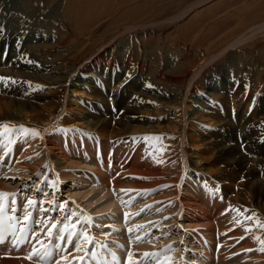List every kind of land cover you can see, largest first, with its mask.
I'll return each instance as SVG.
<instances>
[{
	"label": "rangeland",
	"instance_id": "obj_1",
	"mask_svg": "<svg viewBox=\"0 0 264 264\" xmlns=\"http://www.w3.org/2000/svg\"><path fill=\"white\" fill-rule=\"evenodd\" d=\"M5 1L2 0V4L0 2V20L3 19L0 21V27L6 28L4 30H6L7 42L10 44L18 36L26 38V36L31 37V34L40 35V37L35 36L38 40H31V44L25 43L26 48L22 43L21 52L14 56L10 67L14 71L20 72L21 66H29L30 71L36 75L30 77L25 75V78H18L6 74L7 76L1 77L10 79H0V97L24 101L38 94L39 96L33 102L35 106L42 109L43 105H57L58 118H60L67 115V111L63 109L65 102L71 103L75 100L74 103L78 105L88 106L90 103H105L99 100L107 95L105 97H109L107 103H117L115 95L120 93L125 83L133 78L132 90L135 92L132 98L128 97L125 102L129 100V103H141L143 106L134 109L135 111L130 110L125 113L130 120H146L150 116H161L160 121H165L174 127V124H178L176 120L181 119L183 106L186 105L197 118H200L198 119L201 120L200 124L202 123L201 137L210 143L206 145L207 147H202L204 152L199 155L194 153V150L190 148V141L187 140L185 171L188 173V178L196 181L203 192L209 193V189L213 190L216 195L218 193L223 195L222 197L226 199L227 203L222 213L223 217L214 222L215 230L211 232V236L215 237L213 243L217 246L210 254L211 258H215L210 264H217L216 260H223L225 264H241L245 261L241 256L247 253L246 247L252 246V244L255 253L260 254L261 259L264 258V251H261L264 244L260 243V241H264V191L259 189L260 183H264V29L253 34L254 36L251 35L252 31L264 22V0H20L22 4H26L23 12H12L11 3H20L19 0H8L9 5ZM50 13L52 16H48ZM20 22L21 25H25V28L20 26ZM241 36L248 38L232 47L231 43ZM38 44H42L43 48L38 47ZM51 45L53 48L50 47ZM212 56H215L214 59L206 63ZM185 57L187 60L184 63ZM101 65L114 70H109L108 75L116 76L120 72L130 73V78H126L117 85L109 84L110 90L107 89L108 85L106 84H95L89 81L91 87L82 93L78 91L79 94L77 91H71L70 85L72 84L69 82L63 81L62 85L52 89L47 86V82L54 76L69 75L75 79L78 75L81 80L84 77V75L81 77V71L90 70L89 72L93 73L94 67L100 68ZM259 68L263 70L260 71ZM164 71H167L169 75L164 74ZM257 73L259 76H256ZM181 78L182 80H179ZM45 91H49V93ZM204 91H209V97L203 93ZM99 95L100 97H98ZM166 104L168 105L165 106ZM109 109V113L114 114L115 111H117V115L121 113L115 106ZM60 110L62 111L60 112ZM101 116L106 117V121L111 118L110 114H106V112ZM48 121L46 119L39 120V122L27 120L26 129L32 132L38 130V134L42 133ZM214 121L218 123H212ZM240 123H242L241 126ZM109 125L116 126V130L120 127L117 122L112 121ZM197 125L200 128V125ZM0 128L6 130V136H11L13 131L20 130L21 125L14 123ZM111 129L109 128V132ZM56 131L60 133L58 129ZM172 133L175 135L176 131ZM149 136L141 139L139 137L125 138L122 135H118V137L107 135L104 139L109 137L106 147L112 150L127 148L130 145L139 147L141 143L145 144L148 153L167 159L164 170L172 178L182 164L179 147L172 145L173 142L167 140V137L163 139L165 146L164 142L160 143L156 136ZM96 137L103 143L102 135L91 136L92 139ZM116 140L119 141V144L110 147ZM67 141L70 149L73 143ZM152 149L154 150L152 151ZM175 149L178 153L174 152ZM175 157L179 158L176 161L180 162L177 163ZM0 161H4L3 156ZM194 161L197 162V166L196 164L191 167L187 166L188 163ZM85 163L90 164L89 159H85ZM85 163L81 167L87 168L88 165ZM2 166H8V164L2 163ZM2 166L0 180L5 181L3 183L5 186L12 189L23 183L21 187L23 195L31 193L37 181L35 177L30 176L26 181L22 176V171L9 167V172ZM198 166L206 167H204L205 171L202 170L205 177H202L201 180L197 177L196 167ZM72 167H76V165ZM172 170L174 171L172 172ZM43 171L45 172V169ZM44 174L46 175L45 181L44 179L40 181L41 186L35 193H37L38 201H41L46 209L39 208V211L43 212L42 215L46 214L45 216L70 220L67 228L63 226L62 220L58 222V226L62 225L61 228L67 229L69 233L75 232L79 235L80 240H84L86 235L91 238V241L102 243V241L109 242L112 236L118 235V238H122V241L131 248L129 260L134 262L136 258L134 264H138L142 259L153 264V261L159 259L163 253H170L171 256L163 259L160 264H187V260L191 262L194 260V264H204V259L199 258L198 252L201 253V250L189 247V245L195 246V244H192L190 236L183 232L189 225H187V221L182 222L178 214L180 207L179 209L176 207L179 211L176 209L174 211L171 208L178 202L171 200L169 192H173V190L170 185L150 192L153 196L159 194L157 198L166 200V206L160 209L147 202L146 194L142 195L143 193L140 194V192L133 191L132 194H129L122 190L111 189L105 199L106 195H102L101 189L97 187V182L81 184L66 180L64 183L60 182L59 187L56 188L57 182L51 171H46ZM125 179H127L123 182L125 187L130 186L134 181L133 177L128 175ZM29 186L31 190H27ZM149 187L151 186L147 188ZM17 192L20 194L18 190ZM100 194L103 198L100 197ZM42 197L48 199L49 202H44ZM53 198L57 199L59 203L53 202ZM64 202L69 208L63 206ZM51 203H54L57 209L55 207L48 208ZM144 204H148V209L141 211ZM38 207H40L39 204ZM104 208L105 210H103ZM73 212L80 216L77 217ZM87 213L91 214L92 220ZM117 214L128 219L124 225H117L124 228L123 232L116 228L117 226H106ZM34 215L38 216L37 210ZM69 215L76 216L75 218L80 223L78 227L75 218L73 219ZM35 216L33 220L37 218ZM43 218L42 216L41 219L44 220ZM244 219H248V221L246 222ZM138 220H142V222L138 223ZM234 220H238L237 223ZM97 222H104L103 232L100 231L102 229ZM153 223L154 225H152ZM41 224L35 223V228L42 227ZM84 225H86L85 229H83ZM150 228L151 234L149 233ZM65 229L63 230L64 234H66ZM91 232L101 234L104 240ZM131 236L132 239H126ZM109 237L110 239H107ZM188 238L190 239L188 240ZM217 247L221 248L220 252L217 251ZM252 247L249 249L253 250ZM124 248L127 249L125 246ZM82 249L80 245V251L77 252L74 260L62 264H75V258H78ZM182 249L186 257L185 262ZM146 253L149 255H145ZM220 253L223 254V257H219ZM191 256L193 259H190ZM248 257L247 259H251V255Z\"/></svg>",
	"mask_w": 264,
	"mask_h": 264
},
{
	"label": "bare ground",
	"instance_id": "obj_2",
	"mask_svg": "<svg viewBox=\"0 0 264 264\" xmlns=\"http://www.w3.org/2000/svg\"><path fill=\"white\" fill-rule=\"evenodd\" d=\"M1 1L2 0H0V2ZM3 1H5V0H3ZM206 1H208V0H206ZM5 2L7 5H9V3H10L8 0H6ZM19 2H20V0H19ZM35 3H36V1H35ZM1 4H2V2H1ZM11 5L13 8L12 12H14V11H16V12L22 11L23 12L25 10V7H26L25 6L26 4H22L21 2L17 3V4L11 3ZM42 6H40V7H42ZM33 7H34V5H33ZM33 7H31V8H33ZM38 10H39V8H38ZM7 11H8V9H7ZM28 11H30V10H28ZM33 12H31V13H33ZM7 15H9V14H7ZM12 15H13V13H12ZM179 15H181V14H179ZM48 16H52L51 13H50V15L48 14ZM181 16H183V15H181ZM1 20L3 21V19H1ZM18 21H19V19H18ZM27 21H28V19H27ZM40 22H42V21H40ZM21 24L22 23L20 22V26H23L25 28V25H21ZM47 24H49V23H47ZM10 25H11V23H10ZM38 27H39V25H38ZM4 29H6V28H4ZM4 29H2V27H0V78L7 76V75L15 76L18 78H25V75H26V77L27 76L30 77L31 75H36V73H33L30 71L31 69L29 66H25V65L21 66L22 70L20 72L14 71L10 67L13 63L14 56L21 52V47H22L21 44L24 43V48H26L25 43L31 44V40H33V39L38 40V38H36L35 36L40 37V35H32L31 34L30 35L31 37L26 36V38L25 37L21 38L20 36H18V37L15 36L16 38H14L11 41V43L9 44L7 42V38L5 37L6 36V30H4ZM263 29H264V22L261 23L260 25H258L252 31L251 35L256 34V32H258V31L260 32V30H263ZM12 32H13V29H12ZM41 38H44V37H41ZM194 38H196V37H194ZM247 38L246 37L244 38L241 36V37L237 38L233 43H231V46L234 47L237 44L241 43L242 41H245V39H247ZM36 43H38V42H36ZM38 45H39L38 47H42V44H38ZM50 47H52V45ZM29 48H31V47H29ZM47 49H48V47H47ZM176 50H178V49H176ZM176 50H173V51L175 52ZM181 56H182V54H181ZM214 57L215 56H212V57L208 58V60L206 59L207 60L206 63L211 62L214 59ZM72 58H73V56H72ZM179 58H180V56H179ZM185 58H186L185 61L183 60L184 63L187 60V57H185ZM182 59H184V57ZM245 59L247 61V58H245ZM71 60H70V62H72ZM68 61H69V59H68ZM246 61H245V63H246ZM169 62H171V61H169ZM178 66H181V65H178ZM182 66H183V64H182ZM194 67H196V66L194 65ZM94 68L95 69H94L93 73L89 72L90 70L89 71H81V73H80L81 77L83 75L85 77V78L84 77L81 78V80L79 79L78 75L76 76L75 79H72L69 75L64 76V77L58 76V75L54 76L53 78H50V80L47 82L48 83L47 86H48V88L52 89V88H55V87L62 85L63 81H65V83L69 82L70 84H72V85H70L71 86L70 89L72 92L73 91H75V92L81 91L80 93H82V91H85L87 88L91 87V84H89V81H92L95 84H98V83H101L103 85L106 84V85H108L107 89L110 90L111 86L122 83L126 78H130V73L120 72L116 76L108 75L107 72H109V70L110 71H114V70L111 69L110 67H106L105 65L104 66L101 65L100 68L97 66ZM183 68H184V66H183ZM260 68H259V70H260ZM54 70H55V67H54ZM191 70H193V69H191ZM261 70H263V69H261ZM139 71H140V69H139ZM150 71H152V70H150ZM258 73L256 74V76L258 75ZM164 74L169 75L167 71ZM185 76H186V74H185ZM42 77H43V75H42ZM132 79L129 82L125 83V85L123 86V89L120 91V93H117L115 95V96H117V98L115 99V101L117 103H107V101L109 100V97L105 98L107 95L105 97H101V99L99 100V101L105 102V103H90V104H88V106L87 105H84V106L78 105V104L74 103L75 100L73 102L71 101V103L65 102L63 109H65L67 111V113H66L67 115L62 116L60 118H58L59 110H58L57 105H53V104H48L46 106L43 105L44 107L42 106V109H38L35 106V103H33V102H34V100H36L37 96H39L38 94H35L32 96V98L27 99L28 101L27 100H24V101L17 100L15 98L12 99V98L0 97V127L1 126L6 127V126H10L14 123H17L18 125H21V128L25 127L24 129H26V121L27 120H30L32 122H39V120H42V119L49 120L45 124V128H44L43 132L39 133V134L37 133L38 130H36L35 132H32L31 130L27 129L28 132H25L24 129L21 130V128H20V130H18V131L17 130L13 131L11 133L12 134L11 136H6V130L4 128H0V159L3 156L4 161L7 162L13 168H15V170L22 171V176L25 177L26 181L30 176L32 178L35 177V179L37 181L35 182L36 184L34 186V189L31 191V193H34L33 196H36V198H37V193H35V192L41 186L40 181L44 179V177H45L44 173L46 171H51V174L54 175V179L57 182L56 188L59 187L60 182L64 183L66 180H69L72 182H78L81 184H85V183L93 184L94 182H97L98 183L97 187H99L101 189L102 195H106L105 199L107 197L109 190H111V189L116 190V191L123 190L129 194H132L133 191L137 192V193L140 192V194L143 193L142 195L146 194L145 196H146V198H148L147 202H150V204L152 203L153 206L159 207L160 209H162L166 206L165 205L166 200L163 198H157V196L159 194L153 196L150 192L156 191V189H158V188L160 189L161 187L170 185V188L173 190V192H169L170 196H171V200H173V202L174 201L178 202V204H176V206L173 204L175 206V208L173 207V205L171 208H172V210L175 211L176 207H178L177 209H179V207H180V212L178 214H179L180 218L182 219V222L187 221V225H189L183 230V232L186 233L187 236H189V235L191 236V239L193 240V241L191 240V243L195 244V246H191V247H193V248L196 247V248H199L201 250V253L198 252L200 254V256L199 255L198 256H199V258L204 259V264H210V262H213L215 260V258L210 257V254H211L212 250L217 246L213 243V241L215 240V237L211 236V234H212L211 232L215 230L214 222L220 220L223 217L222 213H223V210L226 207L227 203H226V199L224 197H222L223 195L221 196V194H219V193L216 195V193H214L213 190L209 189V191H208L209 193L203 192V190L199 187V184L196 181H194L192 178H188V173L185 171V167H186V163H187L186 162L187 160L185 159V154H186L185 153V146L187 145V140L190 141V145H191L190 148H192L194 150V153L199 154V155L202 152H204L202 147H204V146L208 145V143H210L207 140L205 141L203 139V137H201V133H200V132H202V129H201L202 123L200 124L201 120H199L200 118L198 117L199 118L198 119L197 116H195L193 114V112L190 111L188 109V107H186V105L183 106V111L181 113V119L179 118V120H176V121H178V124H176V125L174 124V127H172L171 125H169V123H166L165 121H160L159 119L161 116L160 117L150 116L146 120H130L129 116H126L125 113L127 111L134 110L136 108L137 109L142 108V106H143L141 103H129V100H128V102H125V101H127L128 97L132 98V96L134 95V92H135V91L133 92V90H132L133 89L132 82L134 83V81ZM257 79H258V77H257ZM45 80H46V78H45ZM179 80H182V78ZM167 82H169V81H167ZM204 82H206V81H204ZM157 83L159 84V82H157ZM109 84H111V86ZM224 85H226V84H224ZM159 86H161V85H159ZM227 87H229V86H227ZM161 89H163V88H161ZM205 91H206V89H205ZM205 91L203 93H205V95L209 97V95H210L209 91L208 92H205ZM45 92L49 93V91L48 92L45 91ZM54 92H56V91H54ZM78 94H79V92H78ZM148 94H150V93H148ZM95 97H97V96H95ZM98 97H100V95ZM147 97H149V96H147ZM178 97H179V95H178ZM166 99H167V97H166ZM183 99H185V98H183ZM97 100H98V98L96 99V101ZM133 100H134V98H133ZM151 100H153V99H151ZM42 102H44V101H42ZM262 103H263V101H262ZM167 105L168 104H166L165 106H167ZM113 106H115L116 109L119 112H121L119 115H117V111H115L114 114L109 113V110H110L109 108H111ZM171 110H172V108H171ZM61 111L62 110H60V112ZM105 112H106V114H110V116H111V118H109V120H108L109 122L106 121L107 120L106 117L104 118L103 116H101ZM173 112H174V109H173ZM166 116H168V115H166ZM111 121L117 122V124H119V126H120L119 129L116 130V126L112 127L111 125H109L111 123ZM215 122H217V121H214L212 123L215 124ZM69 124H71V125H69ZM197 124L200 125V128ZM241 124L242 123H240L239 125L241 126ZM109 128L110 129L112 128L110 130L111 132H109ZM57 129L60 131V133L56 131ZM175 131H176V133L174 135L172 132H175ZM92 134L94 136H96L97 134L102 135L103 136V138H102L103 143L97 137L92 139L91 138V136H93ZM107 135L109 137H113V136L118 137V135L119 136L122 135V137H125V138L126 137H129V138L130 137H139L141 139H143L149 135H154L158 138V141L160 143H163L164 142L163 139L165 137H167V140H170L173 142L172 145L179 147V150H180L179 154L181 156L180 158L182 159V164L180 165V167H178L179 168L178 171L173 174L175 176H173L171 178V175L168 174L167 172H165V170H164L165 166L167 165V159L166 158L158 157L156 155L154 156L153 153H148L147 149H145V144H143V143H141L139 145V147L135 146V145H130L127 148H117L114 150L108 149L106 146L109 143V140H107L109 137L107 139H104L105 137H107ZM173 135H174V138H173L174 140L172 139ZM244 138L247 139L245 136H244ZM67 140H69L70 143H73V146H71L70 149H69V143ZM217 143H219V142H217ZM203 144H205V145H203ZM213 144H214V142H213ZM164 145H165V142H164ZM149 146H151V145H149ZM37 147H39V148H37ZM146 147H148V146H146ZM224 147H222V148H224ZM153 148L156 149V147H154V146H153ZM153 150L154 149H152V151ZM148 151H149V149H148ZM155 151L158 152V150H155ZM176 151H177V149H175L174 152L178 153V151L177 152ZM205 153H207V152H205ZM170 154H169V156H170ZM70 155H72V156H70ZM176 157H178V156L176 155ZM176 157H175V161H176V159H179ZM211 158H210V160H211ZM221 158H223V157H221ZM85 159H89L90 164H86ZM171 159L173 160L174 156ZM46 160H47V162L45 163ZM207 160H206V162H207ZM178 161H176V162L178 163ZM196 161L193 162L194 165H193V163H188L187 166L191 167V166H195V164L197 166ZM202 162L205 163V161H202ZM261 162H262V160H261ZM84 163L86 165H88V166H86L87 168L81 167L84 165ZM74 165H76V167H72ZM109 166H111V169H109ZM204 167H200V166L196 167V170H198L197 177L200 180L202 179V177H205L204 172H202V170L205 171L206 167L205 168ZM235 167H236V165H235ZM42 168L45 169V172L43 171ZM222 169H224V168H222ZM233 169H235V168H233ZM211 170H213V169H211ZM218 170H220V169H218ZM173 171L174 170H172V172ZM16 173H18V172H16ZM208 173H210V172H208ZM126 175L133 177V179H134V181L131 183V185L127 186V187H125L123 185V182L127 180V179H125ZM190 177H192V176H190ZM254 179H256V178H254ZM3 183H5V181L2 182L0 180V193L12 194L11 197L4 196V197L0 198V199H2V201L5 205L4 210L8 211L10 221L13 222L16 219L18 222V227L20 229L24 225H28V221L25 222L23 219L24 216L30 215L29 221L32 224L33 217L35 216L34 212L36 211L35 207L26 206L27 204L24 203L25 198L23 197V195L18 194L16 188L11 189V188L5 186ZM148 186H151V187L147 188ZM259 186H260L259 189L264 191V183L261 182ZM26 194L28 196H31L28 193H26ZM109 195H111V194H109ZM100 197L103 198V196H101V194H100ZM98 198H99V196H98ZM12 200L15 201L14 204L12 203ZM37 200H38V198H37ZM98 201H99V199H98ZM37 202L40 206L39 207L40 209H42V210L46 209V207L44 206V204H42L41 201H37ZM100 210H102V209H100ZM103 210H105V208ZM177 211H179V210H177ZM37 213H38V216H35V217H37V219L39 220L40 223L43 222L42 224H44L45 222H44V220L41 219V217L45 216L46 214L42 215L43 214L42 211H37ZM232 213H233V211H232ZM0 217L3 218V215H0ZM232 217H233V214H232ZM127 220L128 219L125 216L123 217V215L117 214V216L112 217V220L109 221V223L113 226L124 225ZM234 221H236V223H237L238 220H234ZM245 221L247 222L248 219ZM137 222L140 223V222H142V220H138ZM42 224H41V226H42ZM97 224L102 229L100 231L103 232L104 222H97ZM34 229H35V232L33 231V228H32V235H31V232H29L30 233L29 242L25 243L23 246H20L18 248L19 250H18L17 254H22V253H27V252L30 253V251L33 250L34 246H35L36 250L39 251L41 249V244L38 243L37 239H36V237H39V239L44 242L45 247H48L49 243L52 242V244H54V245L56 244V248H57V245H60V247H62L64 249L63 251H60V248H57L56 251L53 253V255L50 257V259H48V260H51L53 262H54V260H56L55 264H62V263L74 260V257L76 256V254L78 252V251H76V243H75V240L73 241L74 236H72L70 244L66 242L69 233L64 234L63 230L65 228H63V229L60 228L59 231L52 230L51 236L48 235V231H45L43 227L35 228V226H34ZM42 229H43V231H42ZM140 229H142V228H140ZM141 232H143V231H141ZM33 233H35V236L33 235ZM91 233L97 234L96 232H91ZM61 235H63L65 237L64 241H61L59 239V237ZM97 237L100 239H103L101 234H97ZM212 238H213V240H212ZM89 240H91V238ZM246 240H248V239H246ZM48 241H50V242H48ZM105 242L102 241V243H96V242L88 243L85 241L84 242L85 243L84 248L81 250V253L79 254L78 258L77 257L75 258L76 262H74V263L75 264H108L110 259H112V260H116L117 264H123V262H118V259H117V257L118 258L121 257L124 261V264H134V262H131L129 260V255H131V253H130L131 248L129 247L128 244L126 245L124 243V241H122V238H120V237L118 238V235L112 236L109 242H106V243ZM123 244L125 247H127V249L124 248ZM243 244H244V246H246L245 243H243ZM7 245L9 246V244H3L0 248L5 249V248H7ZM254 245H255V243H254ZM249 246L246 247L247 253L243 254L241 256V258L245 259V261L241 264H264V258L262 257L263 259H261L260 254L255 253L256 251L252 247L253 244H252V246H250L253 248V250L249 249L250 248ZM263 246L264 245H262V247ZM10 248H12V247H10ZM12 249L17 250L16 248H12ZM220 250H221V248L218 249V247H217V251L220 252ZM93 252H95V256L91 255V253H93ZM85 253H88V255L85 256ZM231 254L232 253L230 252V255ZM239 254H240V252H239ZM250 255H251V257H250L251 259H247V257ZM24 256L25 255H23L21 257L16 256L14 258H0V264H31V263L25 261ZM80 257H85V259L83 261H81ZM219 257H223V254L220 253ZM32 258L40 260L36 256H33ZM48 260L43 261L42 264H47ZM216 263L217 264H225V262L223 260H220V261L216 260ZM138 264H149V263L147 261H145L144 259H142L141 261L138 262Z\"/></svg>",
	"mask_w": 264,
	"mask_h": 264
},
{
	"label": "snow or ice",
	"instance_id": "obj_3",
	"mask_svg": "<svg viewBox=\"0 0 264 264\" xmlns=\"http://www.w3.org/2000/svg\"><path fill=\"white\" fill-rule=\"evenodd\" d=\"M0 79H10V78H0ZM24 131L28 132L27 129H24ZM4 196L11 197L12 194L0 193V198H2ZM12 203L14 204L15 201L12 200ZM27 203L29 205H32L33 201L29 200V201H27ZM4 208H5V205H4L3 201H2V199H0V213H2L4 211ZM61 208H63V206H61ZM23 219H24L25 222L29 221L30 220V215H25ZM41 223H43V222H41ZM48 227H49L48 235L51 236L52 230H54L57 227V225L55 223H50V226H48ZM12 228H13V233L15 234V225H12ZM25 231H27L26 228H21L20 229L21 233H24ZM42 231H43V229H42ZM33 235L35 236V233H33ZM73 235H76V234L75 233H69V235L67 237V241H66L67 243H69V244L71 243V239H72ZM17 239H18V241H23L24 243H28L29 242L28 237H26L24 235H20ZM36 239H37V242L41 244V249L39 251H37L35 246H34L33 247V252L27 258L28 259H32L33 256H37L41 261H45L47 257H50V256L53 255L54 249H50L48 247H45L44 246V242L41 241L39 239V237H36ZM59 239L61 241H64L65 237L63 235H61L59 237ZM85 241L88 242V243H93V241L89 240V238L86 235H85ZM5 242H6V238L2 234H0V244H3ZM260 243L264 244V241H260ZM19 246H20V244L17 241H13V247H19ZM57 248H60V251L64 250L62 247H60V245H57ZM76 251H80V244L76 245ZM261 251H264V248H262ZM87 255H88V253H85V256H87ZM91 255L95 256V252L91 253ZM145 255H149V254L146 253ZM84 259H85V257H80L81 261H83ZM47 264H54V262L51 261V260H48Z\"/></svg>",
	"mask_w": 264,
	"mask_h": 264
}]
</instances>
